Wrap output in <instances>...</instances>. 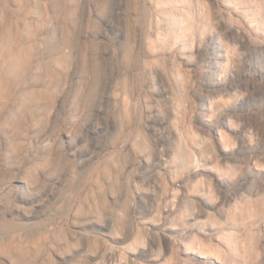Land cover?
<instances>
[{
	"label": "rangeland",
	"instance_id": "374dc122",
	"mask_svg": "<svg viewBox=\"0 0 264 264\" xmlns=\"http://www.w3.org/2000/svg\"><path fill=\"white\" fill-rule=\"evenodd\" d=\"M247 24L215 0H0V264H264V37ZM216 163L214 197L189 194ZM249 231L248 252L223 238Z\"/></svg>",
	"mask_w": 264,
	"mask_h": 264
},
{
	"label": "bare ground",
	"instance_id": "6f19581e",
	"mask_svg": "<svg viewBox=\"0 0 264 264\" xmlns=\"http://www.w3.org/2000/svg\"><path fill=\"white\" fill-rule=\"evenodd\" d=\"M228 1L229 2H233V1H237L238 2L240 0H215V3H217V6L219 8V12H220L221 16L225 19V22H227V24L230 26V28H232V26L230 25L232 22H238V21L243 22V23L248 22L249 24H247V26L246 25L243 26V30L245 32L251 34L252 36H256L258 39H260V37L263 38L264 37V28H263L264 15L263 14L264 13L262 14L261 11L250 12L249 9H244V10H241V11L237 10V11L234 12L233 10L229 9L230 5L227 4ZM259 1H260L259 7L261 8V7L264 6V0H259ZM261 10H263V9H261ZM216 57L218 58V54L216 55ZM216 104H217V102H216V100H214V98L210 99V108L214 109ZM212 125L216 126V125H214V123ZM224 126H225V124H224ZM214 128H215V131L217 130V134L220 133L221 141L224 142V141H228V140L231 139L229 137L227 131H225L223 129V127L221 128V126H220V127H214ZM188 136H190V138H192V140L195 141V139L197 138V132L194 129L193 130L190 129L189 132H188ZM193 152H194L193 149L189 150V154L190 155H192ZM163 168L165 169L164 171H165V173L167 175L172 176L173 171H174V169L172 167H163ZM207 170H209V172H211V174H209V176L206 175L204 178L201 179V181H200V179L194 180L190 184V186L187 187L189 194H194L195 190H202L201 189V182L203 181V182H205L207 184V188L205 189V192H204L203 196H207L209 198L214 197V194H215L216 191L213 188V186L212 185H208V183L211 182L214 179V175L216 176L217 179H219V180L222 179V175H223V173L221 172L222 171V167L218 163H216L213 166V168H210V169H207ZM20 182H21L20 183L21 186L26 191H29V192L34 191V190L39 188V186H36L35 184H30V183H27V182L22 181V180ZM179 192H180L179 187L172 185L171 192H170L171 195L174 194V197H177L175 194H178ZM5 195H6L5 191L0 192V201L5 197ZM200 197H202V195ZM207 201H208V203L211 204L209 199H207ZM188 202H190V201H187V203ZM209 217L212 218V215L209 214ZM194 219H195V221L200 220L201 219V214H198L197 216H195ZM196 224L197 223H193L192 227H194ZM166 229L171 230V231H175L174 227H166ZM223 238H226V240H230L231 244H235V247L238 250L248 252L249 246H248L247 240L251 238V232L250 231L247 233V236L245 238H243V239H239L234 233H230L228 237L225 236ZM201 243H202V245H206V243H203V242H201ZM196 244L197 243L195 242L193 244L187 245L186 248L184 249L185 252L194 253L195 252L194 250L197 249ZM199 252L200 253H197V254H200V255H204L205 254V252H203L202 250L199 251Z\"/></svg>",
	"mask_w": 264,
	"mask_h": 264
}]
</instances>
